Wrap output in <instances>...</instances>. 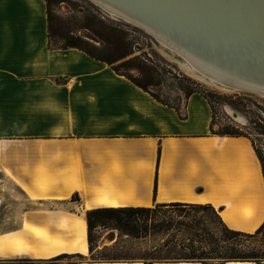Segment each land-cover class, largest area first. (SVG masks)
<instances>
[{"label":"crops","instance_id":"crops-1","mask_svg":"<svg viewBox=\"0 0 264 264\" xmlns=\"http://www.w3.org/2000/svg\"><path fill=\"white\" fill-rule=\"evenodd\" d=\"M182 109L183 118L78 48L52 47L45 0H0V180L19 210L0 226L26 243L0 258L66 251L27 245L53 237L88 253L86 212L97 207L209 203L230 228L254 232L264 222V175L251 139L211 132L212 108L198 92Z\"/></svg>","mask_w":264,"mask_h":264},{"label":"rangeland","instance_id":"rangeland-1","mask_svg":"<svg viewBox=\"0 0 264 264\" xmlns=\"http://www.w3.org/2000/svg\"><path fill=\"white\" fill-rule=\"evenodd\" d=\"M54 9L66 26L76 27L84 22L88 23L91 17L87 20L82 14V10L85 11L88 9L90 12L88 13L89 16L90 14H95L105 25L118 27L120 31L126 35L127 41L130 42V49L120 44V49H118L117 52L122 53L127 50H132L133 54L131 56H147L156 64L155 68L159 73L155 74V76L160 79V83L152 86L151 88L153 90L173 103H177V96H184L182 89H195L206 95L210 99L214 109L215 131H222L226 128L232 129L233 127L242 131L251 139L256 153L261 157L262 164L264 165V95L248 90L224 89L190 75L180 66L178 61L172 57L173 54L162 46L158 39L134 23L122 19H113L89 0H66L55 4ZM93 25L97 26L101 31L106 30L101 24ZM126 59L127 58L120 59L117 63L123 62ZM127 70L135 75L139 74V71L134 67H129ZM1 184H3V182L0 180L2 198L0 203V218L18 217L19 210L13 209L10 190H7L9 194H5ZM5 200H7V204L4 203ZM211 213V210L196 211L193 209L181 208L163 209L162 213L159 214V218L163 219V214H166L173 216L176 220L188 221L200 219L206 222L209 217H212ZM178 214H181V216H178ZM157 220L161 222V220ZM8 229L12 228L0 226V238L20 236V230L8 235L5 234V231ZM111 232L115 233L116 238L110 242H104L107 241V234ZM252 233L253 232H251V234ZM83 234L84 230L82 232V235ZM200 234L204 236L202 246L207 248L205 249L206 253H209L208 247L216 246L218 243L219 246H223V248H221L222 250H234V252L241 254L254 252L260 256L261 263L264 264V257L262 256L264 255V231L254 236L230 234L229 242H220L219 235H214L212 239H209L202 231L199 233V236ZM181 235L182 234H180L179 237H181ZM92 236L93 251H88L86 254L75 251L77 249H64L66 251H60L56 255L60 253H67L68 255L56 261L43 262V258L14 255L12 257L0 258V264H88L93 262L144 261V259L159 261L158 259L160 258L167 259L163 261H175L174 259L176 258L189 256L193 253L191 248L180 244H172L168 247L163 246L162 242L168 237V233L165 231L153 232L146 237H134L121 233L116 229L98 226L93 230ZM188 236L195 239L199 238L194 237L193 234L190 235V233L185 234V237ZM32 241L38 244H47L35 240ZM207 241H210V243L206 244ZM195 245L198 246L200 244L196 241ZM32 248L37 250L40 254L48 253L40 251L36 247ZM24 249L16 252H23ZM0 251L4 254L9 253V251L1 249ZM195 252L200 253L201 249ZM47 258L50 257L44 259Z\"/></svg>","mask_w":264,"mask_h":264},{"label":"trees","instance_id":"trees-1","mask_svg":"<svg viewBox=\"0 0 264 264\" xmlns=\"http://www.w3.org/2000/svg\"><path fill=\"white\" fill-rule=\"evenodd\" d=\"M66 0H45L47 7V20H48V36L49 43L52 47L69 48L75 47L86 52L91 57L106 62L116 73L125 76L131 80L134 84L148 92L153 98L159 102L174 107L180 117H186V113L183 111V105L185 100L194 92L199 91L195 89H182L183 95L177 96V103L164 98L161 94L157 93L151 87L158 85L160 79L155 74H158V70L155 68L156 64L147 56H131L132 50H127L122 53L117 52L120 49V44L124 47H129L130 42L127 41L126 35L120 31L116 26H107L100 20L95 14L88 15L89 10H82L84 18L88 20V23L84 22L76 27L64 25L62 19L56 14L54 5ZM80 11V10H79ZM101 24L106 30L101 31L97 26L93 24ZM98 43V44H97ZM99 45V46H97ZM130 49V47H129ZM123 62L117 63L120 59H124ZM168 66V63H167ZM129 67H134L139 71L138 75H135L127 70ZM202 94V93H200ZM209 102L212 112L213 121L211 124V132L220 135H235V136H247L242 131L236 128H226L222 131H215L214 129V109L210 99L202 94ZM248 137V136H247ZM259 157V155H258ZM261 164L262 160L259 157ZM262 170L264 175V165L262 164ZM193 209L196 211L211 210L212 217L208 218V221L203 220H176L171 215L163 214L164 218H159V214L163 209ZM181 216V214H178ZM157 219L161 220L158 221ZM106 227L109 229H116L121 233L132 235L134 237H146L153 232L165 231L168 233V237L162 242V245L168 247L172 244H180L192 249L193 253L189 256L179 257L176 261H195L203 264H225L226 261H254L257 264H262L260 256L256 253L241 254L234 252V250H222L223 246L208 247L209 253L205 252L206 247H203L204 236L199 233L201 231L212 239L214 235H219L220 242H229L230 234L233 235H245L254 236L264 231V222L251 234L241 230L233 229L227 226L222 220L219 211L211 204H197L187 202H170V203H157L153 206H117V207H97L87 210L86 212V227L87 237L89 243V251H93V230L98 227ZM194 231V233H193ZM194 235L199 237L198 239L185 237V234ZM181 237H179V235ZM200 245L196 246L195 242ZM211 241V240H210ZM207 241L206 244H209ZM209 246V245H208ZM156 248V246H155ZM200 253H196V250H200ZM67 253H60L56 256L42 259L46 261H56ZM264 257V255H262ZM115 260V259H112ZM154 260V259H150ZM167 260V259H158ZM147 261V259H144Z\"/></svg>","mask_w":264,"mask_h":264},{"label":"bare ground","instance_id":"bare-ground-1","mask_svg":"<svg viewBox=\"0 0 264 264\" xmlns=\"http://www.w3.org/2000/svg\"><path fill=\"white\" fill-rule=\"evenodd\" d=\"M118 1L125 5L139 7L148 14V16L145 13L141 15L148 18L153 15L156 20L162 18L166 21H172L179 28V31L176 32L179 37L184 35L195 37L196 42L204 45L207 51L213 54L220 53L218 55L228 58L237 71H244L249 76L254 75L259 79V84L264 85V0ZM163 33V37H165L163 41L166 43L178 42L172 39L169 33ZM186 41L191 42L187 37L184 42ZM187 48L186 46L182 47L183 50ZM223 73L220 77L221 80H224ZM240 76L243 77L241 74ZM196 78L205 81L200 76H196ZM255 89L260 91L256 93L264 95V90ZM74 221L73 233L77 239L82 235L84 224L81 219ZM25 245L26 243L21 236L0 238V249L4 251H20L24 249ZM27 245L49 254L55 253L60 248L72 249L73 247V244L55 237L47 244L29 241ZM187 262L196 263L195 261Z\"/></svg>","mask_w":264,"mask_h":264},{"label":"water","instance_id":"water-1","mask_svg":"<svg viewBox=\"0 0 264 264\" xmlns=\"http://www.w3.org/2000/svg\"><path fill=\"white\" fill-rule=\"evenodd\" d=\"M89 1L101 8L113 19H122L127 22L134 23L158 39L162 46L173 54V56L171 54L170 55L178 61L180 66H182L187 73L195 77L200 76L205 80V82H209L214 86L224 89L248 90L253 92H260L255 88L264 90V85L259 84V79H257V77L254 75L249 76L244 71H237V69L231 65L228 58L223 57V55H218L220 53L213 54L212 52L207 51L204 48V45H200L196 42L195 37L188 35L179 37L176 33L179 31V28H177L172 21H166L162 18H157L156 20L153 15L149 16L151 18H148L146 17L148 16L147 12L141 10L139 7L135 5H125L120 3L118 0ZM144 13L146 16L141 15ZM163 32L169 33L170 37L178 42L176 43L175 41H171L166 43L163 41L165 38L163 37ZM186 37L191 40V42H184ZM179 41L182 42L180 43ZM184 46L188 48L183 50L182 47L184 48ZM242 63L244 64L243 61ZM245 63L250 64L247 62ZM249 68L253 69L251 67ZM222 73L224 74V80L220 79ZM240 74L243 77H241ZM115 237V233L111 232L107 234V241L104 242H110L114 240Z\"/></svg>","mask_w":264,"mask_h":264}]
</instances>
